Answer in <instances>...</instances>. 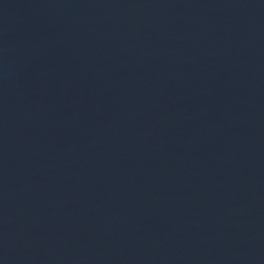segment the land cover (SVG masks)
<instances>
[{
	"label": "water",
	"instance_id": "95a60500",
	"mask_svg": "<svg viewBox=\"0 0 264 264\" xmlns=\"http://www.w3.org/2000/svg\"><path fill=\"white\" fill-rule=\"evenodd\" d=\"M0 264H264V0H0Z\"/></svg>",
	"mask_w": 264,
	"mask_h": 264
}]
</instances>
